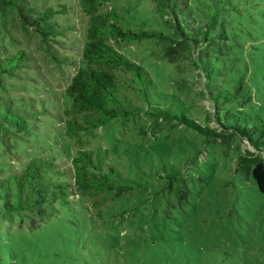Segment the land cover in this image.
Instances as JSON below:
<instances>
[{"label":"trees","instance_id":"obj_1","mask_svg":"<svg viewBox=\"0 0 264 264\" xmlns=\"http://www.w3.org/2000/svg\"><path fill=\"white\" fill-rule=\"evenodd\" d=\"M107 1L80 0L89 16L86 40L66 88L68 135L79 149L69 165L54 154H42L17 169L0 167V220L10 225L16 219L26 222L34 232L57 221L62 209L88 223L93 214L105 219L108 213L111 220L118 217L122 222L140 203L164 220L173 210L183 209L192 191L189 178L177 166L163 164L148 185L85 148L82 136L110 122L119 123L121 133L132 125L146 127L138 138L145 144L161 131L169 134L179 126L205 135L222 152L230 147L241 151L238 139L246 141L251 149L240 153L241 163L264 193V117L254 111L240 118L236 112L244 113V104L253 109L257 103L252 89H258L254 86L258 69L252 64L264 62V0H154L166 31L143 23L130 26L117 8L104 9ZM58 13L47 0H0V149L6 153L13 143L34 140L45 112L41 99L14 92L17 83L34 80L36 74L34 57L18 45L14 30L36 36L45 55L61 65L67 61L56 52L64 47L70 26L56 18ZM141 42L160 45L161 59L175 53L169 60L180 73H186L183 63L199 71L216 128L169 105V96L158 88L150 69L121 50L123 44ZM116 198L129 207L112 209L108 201Z\"/></svg>","mask_w":264,"mask_h":264},{"label":"rangeland","instance_id":"obj_2","mask_svg":"<svg viewBox=\"0 0 264 264\" xmlns=\"http://www.w3.org/2000/svg\"><path fill=\"white\" fill-rule=\"evenodd\" d=\"M47 3L60 11L58 20L69 23L65 45L56 52L67 62L58 65L45 55L36 36L18 27L14 30L18 45L34 57L32 70L36 71L34 80L17 83L14 92L41 99L45 112L34 140L13 143L9 153L0 149L3 168H20L32 156L42 154H54L69 165L79 149L68 135L66 88L78 68L89 16L80 0ZM111 7L125 15L132 27L143 23L166 31L154 0H108L104 9ZM121 50L150 69L158 88L169 96V105L182 107L203 126L217 127L203 78L194 66L183 63L186 73H180L178 65L169 60L175 53L161 59L160 45L152 42L123 44ZM254 68L258 69V74L254 72L258 89H252L257 103L253 109L244 104V113L237 109L240 118L254 111L264 117V62L252 64ZM180 77L188 81L179 84ZM132 127L121 133L119 123L110 122L82 136L85 148L148 185L156 180L163 164L177 166L189 178L192 191L184 208L173 210L171 218L164 220L140 203L122 222L118 217L111 220L108 213L105 219L93 214L90 223L62 209L57 221L34 232L26 222L16 219L10 225L0 220L2 264H264V193L241 163L240 153L251 149L247 142L238 139L241 151L230 147L222 152L205 135L179 126L169 134L161 131L157 139L145 144L138 138L146 127ZM108 202L114 210L129 207L120 198Z\"/></svg>","mask_w":264,"mask_h":264}]
</instances>
